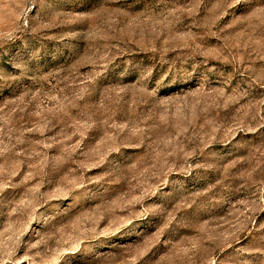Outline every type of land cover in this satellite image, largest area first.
Returning <instances> with one entry per match:
<instances>
[{"label": "rangeland", "instance_id": "374dc122", "mask_svg": "<svg viewBox=\"0 0 264 264\" xmlns=\"http://www.w3.org/2000/svg\"><path fill=\"white\" fill-rule=\"evenodd\" d=\"M0 264H264V0H0Z\"/></svg>", "mask_w": 264, "mask_h": 264}]
</instances>
